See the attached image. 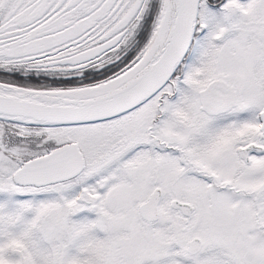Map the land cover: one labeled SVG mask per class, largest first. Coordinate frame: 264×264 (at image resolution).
I'll use <instances>...</instances> for the list:
<instances>
[{
    "label": "snow or ice",
    "instance_id": "1",
    "mask_svg": "<svg viewBox=\"0 0 264 264\" xmlns=\"http://www.w3.org/2000/svg\"><path fill=\"white\" fill-rule=\"evenodd\" d=\"M0 264H264V0H0Z\"/></svg>",
    "mask_w": 264,
    "mask_h": 264
}]
</instances>
